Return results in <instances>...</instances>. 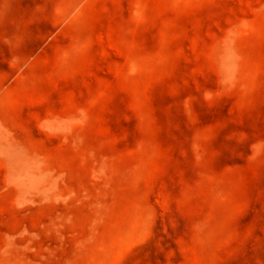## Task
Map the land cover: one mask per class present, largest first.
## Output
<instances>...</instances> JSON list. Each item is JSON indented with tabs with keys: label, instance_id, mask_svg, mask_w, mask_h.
Here are the masks:
<instances>
[{
	"label": "rangeland",
	"instance_id": "rangeland-1",
	"mask_svg": "<svg viewBox=\"0 0 264 264\" xmlns=\"http://www.w3.org/2000/svg\"><path fill=\"white\" fill-rule=\"evenodd\" d=\"M0 264H264V0H0Z\"/></svg>",
	"mask_w": 264,
	"mask_h": 264
}]
</instances>
